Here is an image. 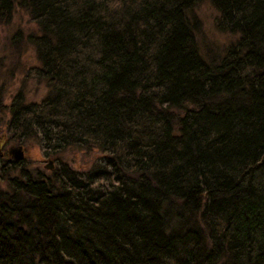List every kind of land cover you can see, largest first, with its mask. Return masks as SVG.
Masks as SVG:
<instances>
[{"label": "trees", "instance_id": "obj_1", "mask_svg": "<svg viewBox=\"0 0 264 264\" xmlns=\"http://www.w3.org/2000/svg\"><path fill=\"white\" fill-rule=\"evenodd\" d=\"M17 10L46 90L0 102L3 132L57 164L0 156V264H264V0H0V22Z\"/></svg>", "mask_w": 264, "mask_h": 264}, {"label": "rangeland", "instance_id": "obj_2", "mask_svg": "<svg viewBox=\"0 0 264 264\" xmlns=\"http://www.w3.org/2000/svg\"><path fill=\"white\" fill-rule=\"evenodd\" d=\"M196 11L201 17L202 31H205V40L209 41L211 44H218L219 46L224 45L225 42L231 40L232 35L217 31L213 27V19L216 16L214 9L207 3L201 2L196 6ZM19 29L20 34L25 35L29 29H35L32 22L29 20L28 15L22 11L17 10L14 12L11 20L9 22H0V96L1 104H7L10 100L11 94L21 86L25 91V95L30 99H38L46 87L43 82L37 81L32 77H24L22 69L26 68L32 64H35L36 59L34 56V50L29 43H23L22 47L12 50L14 48V43L18 44V40H14L12 36L13 31ZM17 33V34H18ZM20 37V36H17ZM21 38V37H20ZM6 67V68H5ZM14 68L8 76H5L2 72L4 69ZM5 70V71H6ZM6 109L0 107V135H2L3 147L8 149L11 145L21 144L23 149V158L26 163L31 166L41 167L43 169H48L44 167V164L48 163V160H52V167L54 168L57 164L56 155L46 153L44 147L39 144L38 139L28 138L25 143L19 141L10 140L4 134V120H5ZM4 131V132H3ZM60 158H66L67 161L74 160V166L81 168L82 162L89 157V161L94 157H98V153L91 152L87 155H82L76 148L69 147L62 154H59ZM52 168V169H53ZM51 170V169H48Z\"/></svg>", "mask_w": 264, "mask_h": 264}, {"label": "water", "instance_id": "obj_3", "mask_svg": "<svg viewBox=\"0 0 264 264\" xmlns=\"http://www.w3.org/2000/svg\"><path fill=\"white\" fill-rule=\"evenodd\" d=\"M1 152V151H0ZM7 153L9 156L13 157L16 160H20L23 158V149L21 144L10 145L7 149ZM45 168L52 169V160H48L47 164H44Z\"/></svg>", "mask_w": 264, "mask_h": 264}, {"label": "flooded vegetation", "instance_id": "obj_4", "mask_svg": "<svg viewBox=\"0 0 264 264\" xmlns=\"http://www.w3.org/2000/svg\"><path fill=\"white\" fill-rule=\"evenodd\" d=\"M2 147H3V140H2V136L0 135V151H1L0 152V156L3 155L4 154V151H5V148H2Z\"/></svg>", "mask_w": 264, "mask_h": 264}]
</instances>
